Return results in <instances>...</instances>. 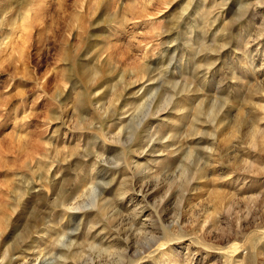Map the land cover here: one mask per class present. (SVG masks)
<instances>
[{
  "label": "rangeland",
  "instance_id": "rangeland-1",
  "mask_svg": "<svg viewBox=\"0 0 264 264\" xmlns=\"http://www.w3.org/2000/svg\"><path fill=\"white\" fill-rule=\"evenodd\" d=\"M53 262L264 264V0H0V264Z\"/></svg>",
  "mask_w": 264,
  "mask_h": 264
},
{
  "label": "bare ground",
  "instance_id": "bare-ground-1",
  "mask_svg": "<svg viewBox=\"0 0 264 264\" xmlns=\"http://www.w3.org/2000/svg\"><path fill=\"white\" fill-rule=\"evenodd\" d=\"M220 4V3H219ZM140 69V68H139ZM141 70V72H146L145 71V68H141L140 69ZM140 72V73H141ZM138 73V72H137ZM139 73V74H140ZM142 74V73H141ZM144 75V74H143ZM136 76H140V75H136ZM139 79H140V77H139ZM142 79V78H141ZM135 81H138V80H135ZM199 112V111H198ZM253 140V139H252ZM252 142V141H251ZM253 142H254V140H253ZM149 182V181H148ZM139 185V184H138ZM142 186V185H141ZM147 186V185H146ZM142 188H144V185H143V187H141L139 190L140 191H142ZM96 187H94V188H91V190H90V195H92V200H90L88 203H90V205L92 204V203H95V201H96V199H97V193H96ZM123 194H124V192H123ZM100 197V196H99ZM141 200H143V199H141ZM144 201V200H143ZM86 204V203H85ZM142 204V203H141ZM79 206V205H78ZM93 206H94V204H93ZM143 206V205H142ZM88 208V206H80V207H76V209H81V210H84V209H87ZM161 209V208H160ZM140 212H141V214L142 213H144V212H147L146 214V218H145V221L147 220H150V222H149V224L151 223V225H149V226H146V225H143V223H145V221L142 223V226H141V228H145V230H143V231H138L137 233H132L133 234V236H140L142 239H145V240H150V239H153L154 238V240H156V234H154L155 232L154 231H156L155 229H160L161 228V226L163 227V222H162V217H161V214L159 215L158 214V212H157V210H155V209H153V207L151 208V207H149L148 206V204H147V202L145 203V205L140 209ZM137 213V212H136ZM131 220V219H130ZM127 222V221H126ZM146 224V223H145ZM165 227V226H164ZM130 228V227H129ZM129 228H127V229H129ZM126 229V230H127ZM131 229V228H130ZM151 231L153 232L152 234H154V235H152V234H150V235H152V236H150L149 238H146V234H149V232L151 233ZM135 232V231H134ZM129 233H127V235H128ZM124 237H126V236H124ZM128 237V236H127ZM130 237V236H129ZM129 237H128V239H129ZM138 238V237H137ZM61 239V238H60ZM133 239V238H132ZM59 240V239H58ZM57 240V242L59 243V241ZM129 241V240H128ZM56 242V243H57ZM62 244L64 243V240H62V241H60ZM57 243V244H58ZM64 245V244H63ZM69 245V244H68ZM127 245V244H126ZM125 245V247H124V249H122L121 251H119L118 253H116V255L119 257V259L121 258V259H125L126 258V253H127V248L129 247L128 245L126 246ZM58 246H60L59 244H58ZM65 246V245H64ZM61 247V246H60ZM133 249V248H132ZM133 251V250H132ZM134 253V252H133ZM136 253H138V252H136ZM127 256H128V254H127ZM60 257V256H59ZM90 261H92V260H90ZM38 262V261H37ZM93 263V262H92ZM92 263H90V264H92ZM39 264H41V263H39ZM51 264V263H50ZM53 264H54V262H53Z\"/></svg>",
  "mask_w": 264,
  "mask_h": 264
}]
</instances>
